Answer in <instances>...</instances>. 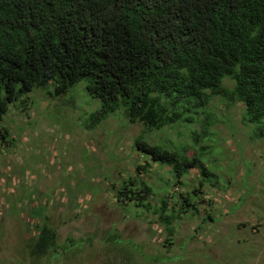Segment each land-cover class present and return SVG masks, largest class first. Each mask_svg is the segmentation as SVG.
<instances>
[{
	"label": "rangeland",
	"instance_id": "1",
	"mask_svg": "<svg viewBox=\"0 0 264 264\" xmlns=\"http://www.w3.org/2000/svg\"><path fill=\"white\" fill-rule=\"evenodd\" d=\"M84 85L59 97L35 89L1 120L10 140L0 147V264H264V136L240 103L214 97L192 123L147 134L121 110L89 129L99 102ZM141 134L189 156L207 147L214 177L192 168L176 180L134 148ZM127 179L151 189L148 210L115 197ZM159 207L173 215L171 236ZM43 228L55 247L46 250Z\"/></svg>",
	"mask_w": 264,
	"mask_h": 264
},
{
	"label": "trees",
	"instance_id": "2",
	"mask_svg": "<svg viewBox=\"0 0 264 264\" xmlns=\"http://www.w3.org/2000/svg\"><path fill=\"white\" fill-rule=\"evenodd\" d=\"M80 82L99 102L89 129L118 110L145 134L190 124L218 97L240 103L243 121L263 137L264 0H0V147L10 140L1 120L11 104L50 85L59 97ZM207 135L206 127L192 132L193 145ZM133 145L176 180L192 168L214 177L203 145L191 156L183 144L173 150L143 134ZM129 179L115 197L148 210L151 189ZM157 210L171 236L173 215ZM40 237L55 247L54 231Z\"/></svg>",
	"mask_w": 264,
	"mask_h": 264
}]
</instances>
